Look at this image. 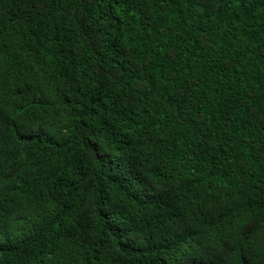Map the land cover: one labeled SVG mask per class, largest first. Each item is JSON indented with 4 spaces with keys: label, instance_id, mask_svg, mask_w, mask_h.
I'll list each match as a JSON object with an SVG mask.
<instances>
[{
    "label": "trees",
    "instance_id": "obj_1",
    "mask_svg": "<svg viewBox=\"0 0 264 264\" xmlns=\"http://www.w3.org/2000/svg\"><path fill=\"white\" fill-rule=\"evenodd\" d=\"M0 264H264V0H0Z\"/></svg>",
    "mask_w": 264,
    "mask_h": 264
}]
</instances>
